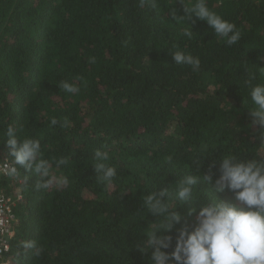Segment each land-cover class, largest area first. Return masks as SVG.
<instances>
[{"label": "trees", "instance_id": "obj_1", "mask_svg": "<svg viewBox=\"0 0 264 264\" xmlns=\"http://www.w3.org/2000/svg\"><path fill=\"white\" fill-rule=\"evenodd\" d=\"M139 4L0 0V155L14 159L6 146L12 126L19 140L40 141L44 159L66 158L53 173L70 181L38 190L34 172L16 166L21 175L11 181L21 199L12 264H150V254L135 247L160 220L144 207L145 195L165 188L175 194L180 180L203 177L213 162L214 184L227 155L264 160L245 83L255 74L253 85H264V0H206L241 31L233 46L205 21L173 19L175 8L185 15L179 0H156L155 9ZM191 26L189 39L183 33ZM177 50L198 57L200 70L176 65ZM61 81L79 93L65 92ZM65 117L67 128L50 123ZM97 150L116 168L111 186L96 177ZM217 196L234 202L231 192L198 184L190 205L174 199L171 210L192 225L189 207L198 213ZM169 234L174 246L176 232ZM33 240L44 249L39 257L23 247Z\"/></svg>", "mask_w": 264, "mask_h": 264}, {"label": "clouds", "instance_id": "obj_2", "mask_svg": "<svg viewBox=\"0 0 264 264\" xmlns=\"http://www.w3.org/2000/svg\"><path fill=\"white\" fill-rule=\"evenodd\" d=\"M150 3L152 9L157 7L156 0H140V7ZM185 15L177 14L173 9L171 16L175 20L187 21L195 24L196 19L205 21L213 29L216 36L226 40L228 46L236 45L242 36L234 23L224 20L209 9L206 0L189 7L179 0ZM194 17L196 19H194ZM191 22V24L189 23ZM189 39L194 32L186 28L183 33ZM172 57L176 65L191 66L193 71H199L201 61L198 57L175 51ZM264 60V57H260ZM89 63H96V58L89 59ZM264 70V68H261ZM77 79H83L78 77ZM255 74H250L245 83L251 88V100L254 107L249 111L252 117L251 126L259 132V142L264 145V85H253ZM59 87L69 94H77L80 88L66 81H61ZM51 125L60 124L61 127L70 126L65 117L63 122L51 119ZM6 146L9 156L14 159L5 160L0 164V172L10 179L20 177L17 165L22 166L39 178L36 188L49 189L67 187L70 183L67 176H56L53 164L57 168L68 163L64 157L52 160L44 159L39 140L25 138L18 139L16 129L7 128ZM94 169L96 177L101 183L111 186L116 175V168L107 163L111 159L106 151L97 150L94 154ZM168 162H172L169 156ZM216 163L204 172L203 177L188 175L178 182L175 194L165 188L159 192H152L143 197L144 207L153 217L160 218L159 223H153L152 230L146 238L135 245L136 249L145 257H149L150 264H264V160H237L235 156L227 155L220 163V176L213 184ZM198 184L211 186L217 194L231 192L234 202L217 200L201 206L197 213L196 207H189L187 215H195V222L189 225L187 219L177 210H171V201L178 199L184 205L193 201V191ZM184 226L177 229V225ZM175 230L174 237L169 233ZM25 250L34 249L36 256H41L44 249L36 242L26 241Z\"/></svg>", "mask_w": 264, "mask_h": 264}, {"label": "built area", "instance_id": "obj_3", "mask_svg": "<svg viewBox=\"0 0 264 264\" xmlns=\"http://www.w3.org/2000/svg\"><path fill=\"white\" fill-rule=\"evenodd\" d=\"M5 160H8V158L0 156V164ZM8 183L15 182L0 172V264H12L8 256L17 225L14 209L17 201L21 199L20 191L13 195L4 189Z\"/></svg>", "mask_w": 264, "mask_h": 264}, {"label": "rangeland", "instance_id": "obj_4", "mask_svg": "<svg viewBox=\"0 0 264 264\" xmlns=\"http://www.w3.org/2000/svg\"><path fill=\"white\" fill-rule=\"evenodd\" d=\"M3 158H7V157H3ZM4 189L13 195L14 193L16 194L18 191H20L19 186L16 183H8V185H5Z\"/></svg>", "mask_w": 264, "mask_h": 264}]
</instances>
